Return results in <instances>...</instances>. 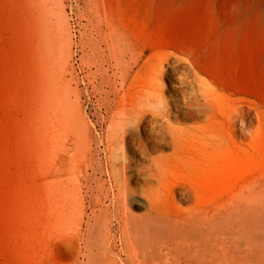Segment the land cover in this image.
Wrapping results in <instances>:
<instances>
[{"label": "rangeland", "instance_id": "rangeland-1", "mask_svg": "<svg viewBox=\"0 0 264 264\" xmlns=\"http://www.w3.org/2000/svg\"><path fill=\"white\" fill-rule=\"evenodd\" d=\"M109 29L165 110L126 131ZM263 30L264 0H0V264H264Z\"/></svg>", "mask_w": 264, "mask_h": 264}, {"label": "bare ground", "instance_id": "bare-ground-1", "mask_svg": "<svg viewBox=\"0 0 264 264\" xmlns=\"http://www.w3.org/2000/svg\"><path fill=\"white\" fill-rule=\"evenodd\" d=\"M245 30H247V28ZM263 31H261L260 33H262ZM101 43H104L105 47H102L106 50V57L110 61L109 66L113 68V73L112 71H110V74L112 73L116 79H119L122 85L125 83L127 85L124 93L125 104L120 111L118 109V114L116 113L120 117V120L115 121L117 122L116 127L118 126L122 131H126L129 129V121H135L136 123H139L147 114H150L153 117L164 115L165 110L161 104L162 98L159 92V87L156 84L153 85V82L150 83L148 81L144 82L140 79H134L133 73L136 71V68H138V61L141 57V54L133 50L126 43L122 35L114 29H109V31L105 33L104 38L101 40ZM160 64L162 67H164L163 63ZM171 69L173 71L177 70V64L175 62L171 66ZM140 70L141 67L138 68L136 75L139 74ZM193 103L194 101L190 100V104ZM120 129H117V131Z\"/></svg>", "mask_w": 264, "mask_h": 264}]
</instances>
